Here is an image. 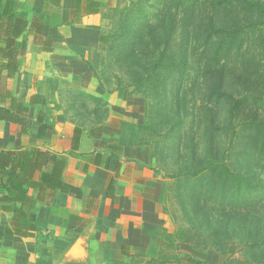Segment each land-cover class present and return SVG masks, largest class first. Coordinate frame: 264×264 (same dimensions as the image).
<instances>
[{
	"label": "rangeland",
	"instance_id": "rangeland-1",
	"mask_svg": "<svg viewBox=\"0 0 264 264\" xmlns=\"http://www.w3.org/2000/svg\"><path fill=\"white\" fill-rule=\"evenodd\" d=\"M248 1L112 0L101 17L95 75L143 98L139 140L169 182L160 253L131 264H264V0Z\"/></svg>",
	"mask_w": 264,
	"mask_h": 264
},
{
	"label": "crops",
	"instance_id": "crops-1",
	"mask_svg": "<svg viewBox=\"0 0 264 264\" xmlns=\"http://www.w3.org/2000/svg\"><path fill=\"white\" fill-rule=\"evenodd\" d=\"M112 6V0H12L13 11L43 13L48 23L39 36L18 37L14 74L0 69L5 103L12 95L28 106L25 133L0 121V150L34 147L43 158L32 170L36 186L27 188L34 235L14 234L12 211L0 208V264H131L160 253L169 182L156 147L137 142L144 100L107 90L95 75L101 17ZM56 160L65 191L43 186L40 198V174H50ZM8 197L1 188L0 206L13 205Z\"/></svg>",
	"mask_w": 264,
	"mask_h": 264
},
{
	"label": "trees",
	"instance_id": "trees-1",
	"mask_svg": "<svg viewBox=\"0 0 264 264\" xmlns=\"http://www.w3.org/2000/svg\"><path fill=\"white\" fill-rule=\"evenodd\" d=\"M236 3H243L250 9L259 6L257 2L248 0H230ZM48 23V16L43 13H20L12 9V0H0V69H5L8 75L14 74L18 70L17 55L19 53L18 37L27 32L30 35L39 36ZM8 97V96H7ZM4 97L0 95V121L12 122L20 125L22 133L27 131L28 106L18 101L11 95L9 104H6ZM31 104V103H30ZM42 121L41 119H37ZM143 129V128H142ZM141 129V130H142ZM140 130V133H141ZM139 144H148L139 140ZM43 153L34 147L19 151L0 150V172L5 182H0V189H7L9 192L8 201H12V206H0L1 209L12 211L10 226L16 235L32 236L36 228L28 221V213L32 207V198L27 193V188L36 186L32 181V170L42 165ZM217 165L216 162H207L205 169ZM57 160L54 162L50 174L42 172L40 174L42 188H39L38 197L42 198L46 188L59 187L62 191L65 188L59 183V174L55 172ZM202 168H197L196 173H201ZM226 176L233 179L231 171L223 165ZM183 173L176 174L182 175ZM43 186L46 188L43 189ZM19 203V208L16 204ZM153 259V258H152ZM194 264H205L203 261L191 260ZM226 264V263H221Z\"/></svg>",
	"mask_w": 264,
	"mask_h": 264
}]
</instances>
